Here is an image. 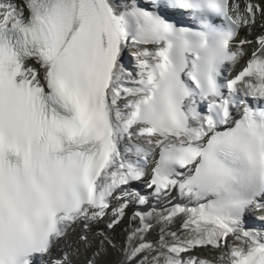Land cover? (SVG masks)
<instances>
[{
  "label": "snow or ice",
  "instance_id": "6c2138e0",
  "mask_svg": "<svg viewBox=\"0 0 264 264\" xmlns=\"http://www.w3.org/2000/svg\"><path fill=\"white\" fill-rule=\"evenodd\" d=\"M0 264H264V0H0Z\"/></svg>",
  "mask_w": 264,
  "mask_h": 264
},
{
  "label": "bare ground",
  "instance_id": "6f19581e",
  "mask_svg": "<svg viewBox=\"0 0 264 264\" xmlns=\"http://www.w3.org/2000/svg\"><path fill=\"white\" fill-rule=\"evenodd\" d=\"M128 62L130 63V67L129 68L131 69V67H132L131 63L134 64V62L132 60H129V59H128Z\"/></svg>",
  "mask_w": 264,
  "mask_h": 264
},
{
  "label": "rangeland",
  "instance_id": "374dc122",
  "mask_svg": "<svg viewBox=\"0 0 264 264\" xmlns=\"http://www.w3.org/2000/svg\"><path fill=\"white\" fill-rule=\"evenodd\" d=\"M128 59L131 60L129 55H128Z\"/></svg>",
  "mask_w": 264,
  "mask_h": 264
}]
</instances>
